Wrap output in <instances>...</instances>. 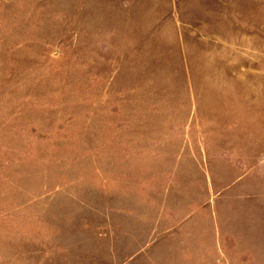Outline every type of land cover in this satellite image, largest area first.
I'll return each instance as SVG.
<instances>
[{"label":"rangeland","instance_id":"374dc122","mask_svg":"<svg viewBox=\"0 0 264 264\" xmlns=\"http://www.w3.org/2000/svg\"><path fill=\"white\" fill-rule=\"evenodd\" d=\"M0 264H264V0H0Z\"/></svg>","mask_w":264,"mask_h":264}]
</instances>
